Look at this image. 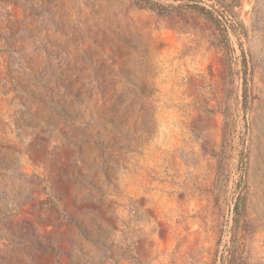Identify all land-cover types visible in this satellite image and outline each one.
<instances>
[{"label":"rangeland","instance_id":"374dc122","mask_svg":"<svg viewBox=\"0 0 264 264\" xmlns=\"http://www.w3.org/2000/svg\"><path fill=\"white\" fill-rule=\"evenodd\" d=\"M0 264H264V0H0Z\"/></svg>","mask_w":264,"mask_h":264},{"label":"trees","instance_id":"16d2710c","mask_svg":"<svg viewBox=\"0 0 264 264\" xmlns=\"http://www.w3.org/2000/svg\"><path fill=\"white\" fill-rule=\"evenodd\" d=\"M149 5H150L149 7L153 8L152 4H149ZM194 10L198 11L203 16H205L207 19H209L212 23H214V20L208 15L209 13L206 9H204L202 7H195ZM234 213H235V215H237V213H238V205L237 204L234 205ZM233 221H234V226H236V224H237L236 218H234Z\"/></svg>","mask_w":264,"mask_h":264}]
</instances>
